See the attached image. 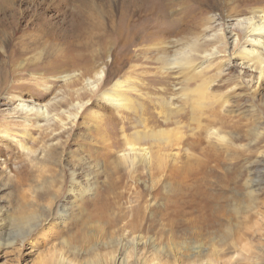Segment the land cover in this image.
I'll return each mask as SVG.
<instances>
[{
	"label": "rangeland",
	"instance_id": "374dc122",
	"mask_svg": "<svg viewBox=\"0 0 264 264\" xmlns=\"http://www.w3.org/2000/svg\"><path fill=\"white\" fill-rule=\"evenodd\" d=\"M261 14L264 0H0V264H120V255L123 264H176L159 237L170 219L155 215L160 225H145L134 245L123 242V223L86 215L102 191L113 214L138 195L146 211L162 209L155 182L168 180L191 187L179 217L194 225L208 264H264V78L246 67L234 25ZM68 48L88 69L48 63ZM118 86L127 108L106 99ZM17 97L53 116L21 115ZM138 135L150 168L129 154L137 169H117ZM84 165L93 179L82 172L73 186ZM111 180L126 187L107 194ZM191 232L180 230L183 239Z\"/></svg>",
	"mask_w": 264,
	"mask_h": 264
},
{
	"label": "bare ground",
	"instance_id": "6f19581e",
	"mask_svg": "<svg viewBox=\"0 0 264 264\" xmlns=\"http://www.w3.org/2000/svg\"><path fill=\"white\" fill-rule=\"evenodd\" d=\"M79 7L80 6H76L74 8V12L72 13L73 14L72 16L74 18L73 22L75 23V29L77 31H82L83 29H85L82 24L84 20L82 21V8H79ZM234 25L236 28H238V30H240V32L243 35L244 48L241 51L243 52V55L247 63L251 62L246 67L248 68L250 72H254L257 70L256 74H257V79L259 82L260 80L264 78V56H263L264 55V15L261 14L258 16H253L248 19H239L238 22ZM227 32L231 34V31L229 29ZM88 33H89V29H88ZM233 35L234 34H232V36ZM235 39L236 40L238 39L237 35ZM246 46H250L251 48H253L252 46H254V48H258V49L257 50L251 49V48H247ZM70 51L71 50L68 48V51L66 52V54H61L58 56L56 55V57H54L53 55V57L48 59V63L57 62L60 64L61 67L63 66L65 67L85 66V68L88 69L89 67L88 59H83L80 53H78L75 50L73 53ZM186 52L187 51H184V53ZM68 54H71L73 56L72 58L73 61L67 62ZM258 66L261 69L259 72L257 68ZM99 79L100 80L102 79L101 74H100ZM95 86L96 85H92L93 88ZM119 86L117 89H115L116 95L106 94V99H108L115 106L127 108L128 98L122 95V92H120L121 89L119 90ZM121 95L124 96V98H122ZM16 96L17 95H12L11 99L16 98ZM197 96L199 97L198 101L204 99L206 97L205 90L199 89L197 92ZM17 98L19 99V103L16 106V108L21 113V115L24 114L26 116H30L34 114L35 117H38L40 119H49L51 116H53V114L50 113V110L47 109V107L36 106L35 104L30 105L26 103V100H23L20 97H17ZM204 131L205 133H208L209 137H216L217 140L220 141V143L222 142V145L225 149L231 150V149L237 148L234 146L235 143L232 144V142L227 138V135L222 132H219V130L217 129L210 130V128L206 127L204 128ZM260 133L259 131H255L254 135L256 136L258 135L259 137ZM158 134L161 138L166 139L167 141L169 140V137L167 136V131L162 130ZM151 135L152 137L155 136L154 133ZM140 137L141 135H138L137 137H134L132 141H129V144H128L129 152L128 153L124 152L121 154V160L126 161V162H121L120 164H117V167H116L117 169L119 170L126 169V171H131V172L134 171L136 166L133 161H136V159L142 160V162L145 165L149 164V168H150L151 163H149L148 161L149 160L148 154L141 153L139 150H143V151L145 150L141 149L140 147H136V143H137L136 141L140 139ZM129 154H133V161L129 159ZM109 155H111V152ZM89 167H90L89 165L83 168L81 166L74 167V170L72 172V178H71V182L73 186H76L79 183H81L82 172H85L82 178L86 179L89 182L93 179L90 172L84 171L85 168L89 169ZM262 170L260 172L261 174L263 173ZM257 175L258 176L255 175V178H252V181H251L252 187L254 185H257V183H259L260 181V180H257L258 178H260L259 173ZM111 181L109 182V188L106 191L107 194L110 193L112 187H116V186L126 187L125 186L126 184L125 185L123 184V180H118V181L115 180L112 182ZM162 182L161 181L155 182L156 183L155 186L162 185L161 187L164 190L163 194L165 195L164 197L165 204H164V208L161 207L162 209L158 208L159 210H157V209L150 208V209H147L148 211H146L144 208V198L145 197L144 195H138L135 197L133 203L131 202V205L127 210H120L119 212H116V214H113L114 206L109 196H107L102 191V192L97 193L98 195L96 194L97 195L96 198H91V200L87 201V205L91 206L92 209L89 212H86V215H88V217H95V218L97 217L103 221H106L107 223H109L110 227L117 226L118 224L123 223L124 224V225L122 224L124 226L123 229L126 232V238H124L123 242L126 240L125 243L132 242L134 245L135 244L137 245V244H140L141 241L143 240L142 235L138 234V232L143 230L145 228V225H147V229H146L147 231H150L156 228L157 225H160L158 219L157 220L155 219V215L157 216L158 214H160L161 219L165 220V218L166 219L168 218L171 220V228H169L168 231H166V228H165L166 223L165 224L161 223V227H159L158 229H159L160 239L162 241H165L167 245L166 247L169 249L171 255L175 258L176 264H204V263L208 264L209 261L207 262L206 259L204 260V258L207 257V253L205 254L204 252L205 250H203L202 243L201 244L197 243V240H195L194 238L195 232H191L194 225H192V223L189 221H187L189 223L187 222L185 223V221L179 217L180 215L183 214L182 208L184 206L181 207V204L182 205L186 204V200L190 196L189 193H190L191 187H189V185L187 186V184H185L184 182H178L176 180H171V181L168 180V182H164V181ZM119 194H120L119 196H124V192H121ZM64 214L65 213L63 211L61 215L63 216ZM106 222H104V224ZM180 230L189 231V233L190 232L193 233L194 234L193 238L186 239L187 238L186 237L183 239L182 236L184 235L181 236ZM201 253H204L202 259L200 258ZM123 260L124 258L121 255L119 256L118 259H116L117 263H120V264H123Z\"/></svg>",
	"mask_w": 264,
	"mask_h": 264
}]
</instances>
